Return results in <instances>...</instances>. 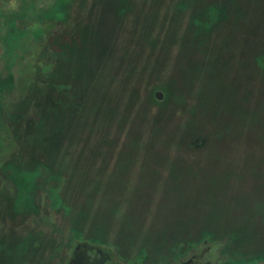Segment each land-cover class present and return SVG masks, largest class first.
Segmentation results:
<instances>
[{"label": "rangeland", "instance_id": "rangeland-1", "mask_svg": "<svg viewBox=\"0 0 264 264\" xmlns=\"http://www.w3.org/2000/svg\"><path fill=\"white\" fill-rule=\"evenodd\" d=\"M41 22L63 25L53 69L23 97ZM4 102L29 117L0 168V264L81 242L175 264L204 241L213 264H264V0H0V154Z\"/></svg>", "mask_w": 264, "mask_h": 264}, {"label": "trees", "instance_id": "trees-1", "mask_svg": "<svg viewBox=\"0 0 264 264\" xmlns=\"http://www.w3.org/2000/svg\"><path fill=\"white\" fill-rule=\"evenodd\" d=\"M58 26L63 27L62 24L58 23L53 24L49 22H41L37 26L33 25L31 28V30H36L38 28L44 29V40L41 44H35L32 48L27 50L26 53H23L22 57L18 58L13 66V73L15 75V90L16 93L21 96L25 97L29 94V85L33 82L35 76L40 70L44 75L52 71L53 66L45 63L43 55L47 51V41L49 38L54 36L56 33H61L60 29H57ZM1 109H3L1 137L3 140L9 139L12 141L11 145L2 148L3 150L0 154V168L2 171V166L5 164L18 162L17 160L19 155H17V150L20 147V140L24 137V134H22V136H20V134L25 132L23 127L26 125L28 126L27 119L29 116L28 114H14L12 107L5 102L3 103Z\"/></svg>", "mask_w": 264, "mask_h": 264}, {"label": "flooded vegetation", "instance_id": "flooded-vegetation-1", "mask_svg": "<svg viewBox=\"0 0 264 264\" xmlns=\"http://www.w3.org/2000/svg\"><path fill=\"white\" fill-rule=\"evenodd\" d=\"M86 243L89 244L90 247H92L91 249L87 250L88 259L90 262L99 260L102 261L103 264H122L117 259V256L114 255L111 251L105 250L98 245H93L88 242ZM210 248L211 247L207 244V242L204 241L198 250L192 251L187 256L179 259L175 264H213L209 259ZM73 251L74 249L72 250L70 259L67 261V264H69L72 259Z\"/></svg>", "mask_w": 264, "mask_h": 264}, {"label": "water", "instance_id": "water-1", "mask_svg": "<svg viewBox=\"0 0 264 264\" xmlns=\"http://www.w3.org/2000/svg\"><path fill=\"white\" fill-rule=\"evenodd\" d=\"M156 98L161 100L163 98L162 93L157 92ZM89 244L86 242L78 243L77 246L74 248L72 259L69 264H103L102 261H95L90 262L87 255V250L91 249Z\"/></svg>", "mask_w": 264, "mask_h": 264}]
</instances>
